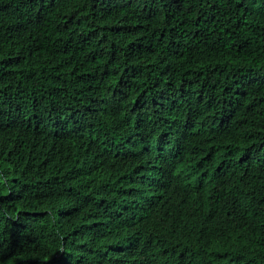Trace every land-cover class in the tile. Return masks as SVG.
I'll list each match as a JSON object with an SVG mask.
<instances>
[{
  "label": "trees",
  "instance_id": "obj_1",
  "mask_svg": "<svg viewBox=\"0 0 264 264\" xmlns=\"http://www.w3.org/2000/svg\"><path fill=\"white\" fill-rule=\"evenodd\" d=\"M0 264H264V0H0Z\"/></svg>",
  "mask_w": 264,
  "mask_h": 264
},
{
  "label": "clouds",
  "instance_id": "obj_2",
  "mask_svg": "<svg viewBox=\"0 0 264 264\" xmlns=\"http://www.w3.org/2000/svg\"><path fill=\"white\" fill-rule=\"evenodd\" d=\"M151 167H152L153 170H155V168H156V167H155V164L151 165ZM148 177H149V176H148ZM148 177H146V178H148ZM143 181L146 182V179H143ZM120 214H121V212L118 210V213H117V219H118V220H119Z\"/></svg>",
  "mask_w": 264,
  "mask_h": 264
}]
</instances>
